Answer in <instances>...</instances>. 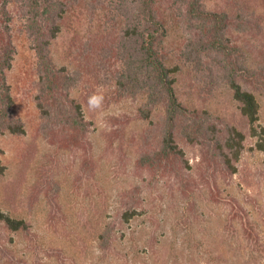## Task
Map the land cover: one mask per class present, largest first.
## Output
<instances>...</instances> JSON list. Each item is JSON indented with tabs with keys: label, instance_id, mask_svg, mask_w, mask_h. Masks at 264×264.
I'll list each match as a JSON object with an SVG mask.
<instances>
[{
	"label": "rangeland",
	"instance_id": "rangeland-1",
	"mask_svg": "<svg viewBox=\"0 0 264 264\" xmlns=\"http://www.w3.org/2000/svg\"><path fill=\"white\" fill-rule=\"evenodd\" d=\"M206 5L222 7L226 0H206ZM99 11L105 17L106 12ZM87 12L83 6L70 14L54 56L60 67L80 76L72 96L92 122L89 156L97 161L94 175L82 171L81 150L60 149L40 134L37 54L24 19L17 17L12 25L16 56L8 72L14 98L11 114L23 121L26 132L0 137L5 166L0 173V208L27 220L31 233L12 232L0 223V264H264V153L256 148L257 138L246 139L238 173L220 177L218 186L200 182L190 200L179 194L174 179L155 180L139 173L137 158L156 143L153 128L161 122L163 110H156L153 122L142 118L139 108L145 98L120 93L116 76L121 66L111 56L90 65L83 62L80 44L73 41L87 40L91 26ZM182 32L169 38L170 53L182 67L181 98L238 118L230 90L221 82L211 90L210 78L189 59V35ZM246 38L260 45L257 38ZM94 95L102 101L90 107ZM258 100L261 130L264 95ZM182 145L196 178L200 150ZM136 186L143 188L140 213L126 222L124 195ZM109 224L111 248L104 251L101 234Z\"/></svg>",
	"mask_w": 264,
	"mask_h": 264
},
{
	"label": "trees",
	"instance_id": "trees-1",
	"mask_svg": "<svg viewBox=\"0 0 264 264\" xmlns=\"http://www.w3.org/2000/svg\"><path fill=\"white\" fill-rule=\"evenodd\" d=\"M83 6L90 17L88 37L73 41V45L80 44L83 62L90 65L111 56L121 66L116 76L120 93L135 99L144 96L139 108L142 118L153 122L156 110H163L161 122L153 128L156 143L137 158L139 173L155 180L174 179L179 194L190 200L200 182L218 186L220 177L238 173L249 136L257 138L256 148L264 153V127L260 130L258 125V95H264V0H226L225 6L213 9L206 0L0 1V137L7 132H26L23 121L11 114L14 98L8 82L16 56L12 25L20 17L38 58L35 101L42 120L40 134L60 149L81 150L82 171L95 174L97 161L89 156L92 122L86 119L81 102L72 96L80 76L67 66L60 67L54 56L58 39L70 25V14ZM99 9L106 12L105 17ZM179 30L189 35L184 38L188 57L203 77L210 78V89L221 82L230 90L237 102L238 118L216 114L181 98L178 74L182 67L169 50V38ZM243 35L257 38L260 45ZM182 143L200 150L199 178L190 171ZM1 157L0 148L3 173ZM142 190L136 186L124 195V221L140 213ZM0 223L12 232L31 233L27 220L13 218L1 208ZM111 242L109 224L101 234L104 251L111 248Z\"/></svg>",
	"mask_w": 264,
	"mask_h": 264
},
{
	"label": "clouds",
	"instance_id": "clouds-1",
	"mask_svg": "<svg viewBox=\"0 0 264 264\" xmlns=\"http://www.w3.org/2000/svg\"><path fill=\"white\" fill-rule=\"evenodd\" d=\"M102 101V97L101 96H92L89 99V105L90 107H97L99 106L100 102Z\"/></svg>",
	"mask_w": 264,
	"mask_h": 264
}]
</instances>
